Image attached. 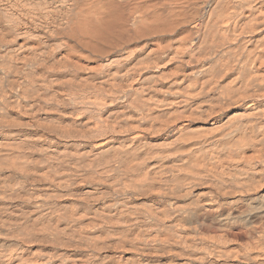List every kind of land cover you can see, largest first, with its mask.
Returning a JSON list of instances; mask_svg holds the SVG:
<instances>
[{"label": "bare ground", "instance_id": "obj_1", "mask_svg": "<svg viewBox=\"0 0 264 264\" xmlns=\"http://www.w3.org/2000/svg\"><path fill=\"white\" fill-rule=\"evenodd\" d=\"M0 264H264V0H0Z\"/></svg>", "mask_w": 264, "mask_h": 264}]
</instances>
